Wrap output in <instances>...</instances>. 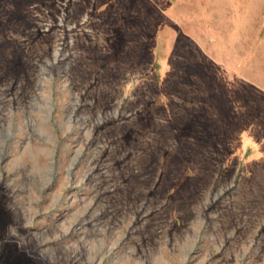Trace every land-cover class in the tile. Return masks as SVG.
I'll return each instance as SVG.
<instances>
[{"label":"rangeland","instance_id":"1","mask_svg":"<svg viewBox=\"0 0 264 264\" xmlns=\"http://www.w3.org/2000/svg\"><path fill=\"white\" fill-rule=\"evenodd\" d=\"M0 264H264V0H0Z\"/></svg>","mask_w":264,"mask_h":264}]
</instances>
